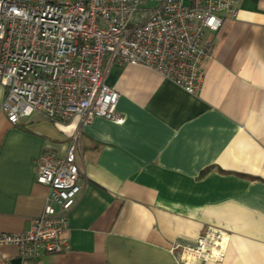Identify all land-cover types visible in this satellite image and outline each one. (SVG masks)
<instances>
[{"label": "crops", "instance_id": "obj_1", "mask_svg": "<svg viewBox=\"0 0 264 264\" xmlns=\"http://www.w3.org/2000/svg\"><path fill=\"white\" fill-rule=\"evenodd\" d=\"M205 40L214 49L197 94L149 68L111 63L107 83L121 93L125 121L95 117L82 128L69 247L42 264H186L170 243L210 227L229 239L224 258L208 264H264V0H242ZM5 97L0 84V233H14L47 202L41 156H63L78 120L35 113L12 125ZM18 258L17 245L0 246V264Z\"/></svg>", "mask_w": 264, "mask_h": 264}, {"label": "built area", "instance_id": "obj_2", "mask_svg": "<svg viewBox=\"0 0 264 264\" xmlns=\"http://www.w3.org/2000/svg\"><path fill=\"white\" fill-rule=\"evenodd\" d=\"M0 0V83L7 98L1 111L9 123L34 111L52 120L79 116L81 125L103 100L118 96L107 83L112 61L155 69L197 94L203 62L213 51L207 30L218 31L242 0ZM106 116L122 122L109 109ZM81 126L63 156L42 155L37 182L50 189L41 214L25 231L0 233V246L19 247L20 264H42L44 254L69 247V213L82 192ZM229 235L207 228L195 240L169 245L179 262L221 261ZM3 264H11L6 262Z\"/></svg>", "mask_w": 264, "mask_h": 264}, {"label": "bare ground", "instance_id": "obj_3", "mask_svg": "<svg viewBox=\"0 0 264 264\" xmlns=\"http://www.w3.org/2000/svg\"><path fill=\"white\" fill-rule=\"evenodd\" d=\"M237 16V15H236ZM232 17H234V16H232L231 14H228L227 15V19H226V21H228L230 18H232ZM226 21H225V23H226ZM224 23V24H225ZM224 24H223V26H224ZM223 26L218 30V31H210V30H207L206 31V33H205V35H207V33L208 32H219L222 28H223ZM212 42V41H211ZM115 60H120V61H122V62H125V61H123V60H121V59H119V58H116V59H114L113 61H115ZM113 61H112V63H113ZM125 63H127V64H129L128 62H125ZM130 65H133V66H143V65H136V64H130ZM143 67H145V66H143ZM146 68H149V67H146ZM149 69H151V70H154V71H156L155 69H152V68H149ZM156 72H158V71H156ZM159 73V72H158ZM160 74V73H159ZM160 75H162V74H160ZM163 76V75H162ZM164 77V76H163ZM165 78H167V77H165ZM167 79H169V78H167ZM169 80H171V79H169ZM173 81V80H172ZM174 82V81H173ZM176 85H178V86H180L179 84H177L176 82H174ZM1 84V83H0ZM2 85V84H1ZM3 86V85H2ZM4 87V86H3ZM181 88H183L182 86H180ZM4 89H5V87H4ZM184 89V88H183ZM117 90V89H116ZM185 90V89H184ZM186 91V90H185ZM117 92H118V96H116L114 99H112V100H107V101H105V100H103L102 102H101V104H99V105H97V107H96V110H97V114H96V116H94V118L95 117H105V118H108V116H106V113H107V111L109 110V109H112L113 111H115V113L116 114H118L122 119H123V121L122 122H120V121H118L117 119H111V118H109V119H111V120H113V121H115V122H117V123H123L124 121H125V117H123V116H121L119 113H118V110H117V107H118V103H119V99H120V95H121V93L117 90ZM188 92V91H187ZM5 94H6V97H5V100H6V98H7V93H6V89H5ZM4 100V101H5ZM3 101V102H4ZM2 102V103H3ZM35 113H40V114H43L47 119H49V120H51V121H53L54 123H57V124H62V125H68V124H71V122L72 121H74L75 119H77L78 120V122H77V126H76V129L77 128H80V126H81V129L80 130H82V128L86 125V124H84V125H81V119H80V117L79 116H75L74 118H72V119H69V120H64V121H57V120H52L51 118H49L47 115H45L44 113H42V112H38V111H34L33 113H31L30 115H27V116H24V117H21V119H20V121H19V123L21 122V120L23 119V118H27V117H30V116H32L33 114H35ZM93 118V119H94ZM93 119H90L89 121H88V123H90ZM87 123V124H88ZM75 129V130H76ZM75 132V131H74ZM73 132V133H74ZM71 140V139H70ZM70 142V141H69ZM49 151H52V150H49ZM49 151H46L45 153H47V152H49ZM55 152V151H54ZM44 153V154H45ZM57 153V152H56ZM43 154V155H44ZM42 157V156H41ZM41 159V158H40Z\"/></svg>", "mask_w": 264, "mask_h": 264}, {"label": "rangeland", "instance_id": "obj_4", "mask_svg": "<svg viewBox=\"0 0 264 264\" xmlns=\"http://www.w3.org/2000/svg\"><path fill=\"white\" fill-rule=\"evenodd\" d=\"M150 1V7H153L152 4L154 3V5H157L159 2L158 1H154V0H149ZM185 3L188 4L189 1L188 0H185ZM204 80V79H203Z\"/></svg>", "mask_w": 264, "mask_h": 264}, {"label": "water", "instance_id": "obj_5", "mask_svg": "<svg viewBox=\"0 0 264 264\" xmlns=\"http://www.w3.org/2000/svg\"><path fill=\"white\" fill-rule=\"evenodd\" d=\"M20 261H21L20 258H18L15 264H20Z\"/></svg>", "mask_w": 264, "mask_h": 264}, {"label": "clouds", "instance_id": "obj_6", "mask_svg": "<svg viewBox=\"0 0 264 264\" xmlns=\"http://www.w3.org/2000/svg\"><path fill=\"white\" fill-rule=\"evenodd\" d=\"M2 112V111H1Z\"/></svg>", "mask_w": 264, "mask_h": 264}]
</instances>
